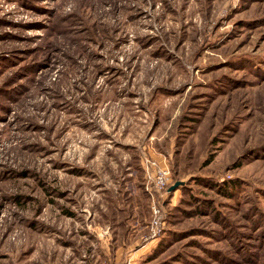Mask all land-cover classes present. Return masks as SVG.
I'll list each match as a JSON object with an SVG mask.
<instances>
[{
	"label": "rangeland",
	"instance_id": "374dc122",
	"mask_svg": "<svg viewBox=\"0 0 264 264\" xmlns=\"http://www.w3.org/2000/svg\"><path fill=\"white\" fill-rule=\"evenodd\" d=\"M0 264H264V0H0Z\"/></svg>",
	"mask_w": 264,
	"mask_h": 264
},
{
	"label": "built area",
	"instance_id": "2783aa9c",
	"mask_svg": "<svg viewBox=\"0 0 264 264\" xmlns=\"http://www.w3.org/2000/svg\"><path fill=\"white\" fill-rule=\"evenodd\" d=\"M155 165V162H153ZM169 179V172L166 169L158 168L155 172V184L158 188H163ZM157 212V211H156Z\"/></svg>",
	"mask_w": 264,
	"mask_h": 264
}]
</instances>
